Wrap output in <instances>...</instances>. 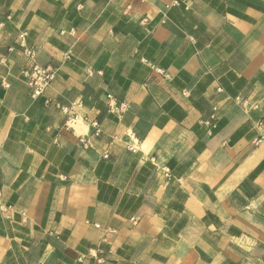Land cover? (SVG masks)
<instances>
[{
    "label": "crops",
    "instance_id": "crops-1",
    "mask_svg": "<svg viewBox=\"0 0 264 264\" xmlns=\"http://www.w3.org/2000/svg\"><path fill=\"white\" fill-rule=\"evenodd\" d=\"M0 206V264H264V0H0Z\"/></svg>",
    "mask_w": 264,
    "mask_h": 264
},
{
    "label": "built area",
    "instance_id": "built-area-1",
    "mask_svg": "<svg viewBox=\"0 0 264 264\" xmlns=\"http://www.w3.org/2000/svg\"><path fill=\"white\" fill-rule=\"evenodd\" d=\"M18 45L22 49L23 54L30 58L34 59L36 57V51L35 49L29 47L27 45V34L21 33L18 37ZM157 72L161 73V70L156 69ZM23 78L26 80L28 86L30 87L32 91V98L38 99L42 97L52 83L57 78V70L52 67H44L37 63L33 65V67L30 70L23 71ZM108 108L110 112L115 113L119 116L124 115L129 110V104L126 102H120L115 97L109 95L108 96V102H107ZM58 108L62 112V114L65 117L64 127L68 131H74L75 127L80 124H88L91 131L94 133V135L98 136L101 132V125L98 120L96 119H89L87 115H84L83 112V104L81 102H75L69 106H61L58 105ZM217 109H214V112H216ZM212 120H215V115L212 116ZM210 125V124H208ZM84 137L80 136L79 139L81 142H84ZM128 149L132 152H136L134 148L128 147ZM107 158V156H105ZM164 175L170 179V171L165 169ZM0 210H3V208L0 206ZM98 227V226H97ZM99 264L100 261H99Z\"/></svg>",
    "mask_w": 264,
    "mask_h": 264
}]
</instances>
